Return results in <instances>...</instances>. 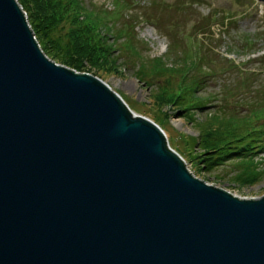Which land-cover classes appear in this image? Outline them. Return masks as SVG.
<instances>
[{
  "label": "water",
  "instance_id": "95a60500",
  "mask_svg": "<svg viewBox=\"0 0 264 264\" xmlns=\"http://www.w3.org/2000/svg\"><path fill=\"white\" fill-rule=\"evenodd\" d=\"M0 264H264V196L194 178L158 126L47 58L0 0Z\"/></svg>",
  "mask_w": 264,
  "mask_h": 264
},
{
  "label": "trees",
  "instance_id": "16d2710c",
  "mask_svg": "<svg viewBox=\"0 0 264 264\" xmlns=\"http://www.w3.org/2000/svg\"><path fill=\"white\" fill-rule=\"evenodd\" d=\"M16 2L25 14L27 25L41 52L57 64L76 73H93V76L101 79L104 75L120 73L117 63L119 53L121 65H130L137 82L150 88L148 100L151 108H147V111L154 124L156 122L152 119L151 109L162 116L169 128L166 121L168 115L163 112V109H167L172 115L191 123L196 129V137H187L171 130L183 148L182 154L177 151L180 149L178 146H170L166 136L168 147L184 163H189L192 173L208 172L233 160V174L228 179L231 185L238 188L252 186L262 176L263 171L258 168L259 162L253 159L256 155L264 153V89L263 92L252 93L247 101H240L245 104L246 111L243 115H237L232 113L226 101L218 102L216 95H200V90L205 87L203 79L207 77L204 70H209L207 63L211 61L207 53L199 52V49L192 53L183 50L178 53L177 42L171 37L164 57H143L145 51L128 29L118 30L114 39L108 42L109 16L102 13L101 16L86 9L81 0ZM197 2L198 0H191L187 7ZM126 4L127 0H116L117 11L113 14L116 18L118 10L124 9ZM152 4L157 3L154 1ZM207 20L202 17L198 23L192 21L189 27L191 35L202 36V28H208ZM63 21L69 24V29L63 35L54 36ZM123 35L124 41L120 42V48H115L114 42ZM244 45L249 47V38H244ZM170 57L174 60L170 61ZM247 76L233 84L231 89H237V86L244 89L249 82ZM230 91L225 89L226 93ZM121 99L123 100L122 97ZM123 101L130 109L125 100ZM211 103L216 104L208 106ZM205 107H210L211 112L197 117ZM162 132L164 133L163 130Z\"/></svg>",
  "mask_w": 264,
  "mask_h": 264
},
{
  "label": "rangeland",
  "instance_id": "374dc122",
  "mask_svg": "<svg viewBox=\"0 0 264 264\" xmlns=\"http://www.w3.org/2000/svg\"><path fill=\"white\" fill-rule=\"evenodd\" d=\"M81 1L86 9L99 15L102 13L104 16H109L108 42L114 39L118 30L128 29L145 51L142 54L143 57H164L171 37L172 40L174 37V42H177L176 52L178 53L182 50L192 53L196 49L207 53L211 61L207 63L209 70H204L207 72V77L203 79L205 87L200 90V95H216L218 102H227L232 113L243 115L246 107L240 101H247L252 93L263 92L264 0H198L197 4L189 7L187 6L191 0H127L126 7L116 13L117 18L113 15L117 11L116 0ZM154 1L156 5L152 4ZM185 8L188 9L183 11ZM202 17L208 19V28L203 27V35L194 37L189 31L190 24L192 21L198 23ZM168 26L171 28L169 29ZM68 29L69 24L63 21L54 36L63 35ZM244 38L250 40L248 48L244 45ZM123 41L124 35L114 42V47L120 48L119 44ZM116 54L117 52L114 53ZM117 57L119 74L104 75L101 79L94 77L105 84L110 91L122 97L134 116L151 121L147 111V108H151L148 100L150 88L137 82L133 76L132 67L128 64L121 65L122 59L119 53ZM171 59L174 60L170 57L169 60ZM85 74L93 76L90 72ZM243 75H248L249 78L246 87L241 89L236 85L237 89H231L233 84H237V81L244 77ZM226 88L231 91L226 93ZM141 104L145 105V108L140 106ZM212 104L216 103L208 106ZM163 110L168 115L166 121L169 128L162 116L154 109L150 110L152 119L164 131L165 134L162 133L165 139L167 136L170 146L173 148L178 146L180 149L177 151L182 154L183 148L176 141L177 137L171 130L187 137H196V129L191 123L172 115L170 110ZM211 110L210 107H205L202 113L197 114V117ZM253 160L259 162L258 168L263 171V174L254 185L241 188L231 185L228 181L233 174V160L199 174L192 173L189 163H184V167L194 178L219 188L237 199H258L264 196V153L256 155Z\"/></svg>",
  "mask_w": 264,
  "mask_h": 264
},
{
  "label": "built area",
  "instance_id": "2783aa9c",
  "mask_svg": "<svg viewBox=\"0 0 264 264\" xmlns=\"http://www.w3.org/2000/svg\"><path fill=\"white\" fill-rule=\"evenodd\" d=\"M24 14V13H23ZM24 16H25V14H24Z\"/></svg>",
  "mask_w": 264,
  "mask_h": 264
}]
</instances>
